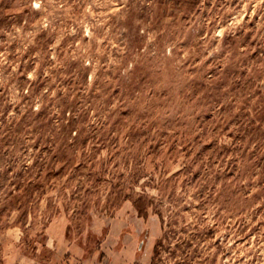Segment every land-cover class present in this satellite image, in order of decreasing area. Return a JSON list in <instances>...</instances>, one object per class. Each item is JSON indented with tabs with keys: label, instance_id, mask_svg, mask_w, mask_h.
<instances>
[{
	"label": "rangeland",
	"instance_id": "374dc122",
	"mask_svg": "<svg viewBox=\"0 0 264 264\" xmlns=\"http://www.w3.org/2000/svg\"><path fill=\"white\" fill-rule=\"evenodd\" d=\"M0 264H264V0H0Z\"/></svg>",
	"mask_w": 264,
	"mask_h": 264
}]
</instances>
